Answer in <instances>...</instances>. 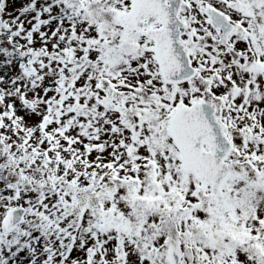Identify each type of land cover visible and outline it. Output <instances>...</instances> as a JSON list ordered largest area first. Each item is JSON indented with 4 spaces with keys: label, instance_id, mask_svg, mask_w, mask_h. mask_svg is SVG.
<instances>
[{
    "label": "snow or ice",
    "instance_id": "obj_1",
    "mask_svg": "<svg viewBox=\"0 0 264 264\" xmlns=\"http://www.w3.org/2000/svg\"><path fill=\"white\" fill-rule=\"evenodd\" d=\"M0 264H264V0H0Z\"/></svg>",
    "mask_w": 264,
    "mask_h": 264
}]
</instances>
